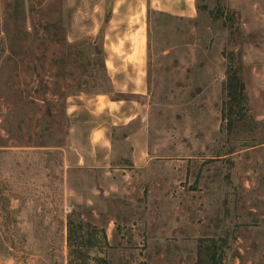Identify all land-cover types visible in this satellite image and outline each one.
Returning <instances> with one entry per match:
<instances>
[{
  "label": "rangeland",
  "instance_id": "1",
  "mask_svg": "<svg viewBox=\"0 0 264 264\" xmlns=\"http://www.w3.org/2000/svg\"><path fill=\"white\" fill-rule=\"evenodd\" d=\"M3 30L49 104L0 98V264H264V0H0Z\"/></svg>",
  "mask_w": 264,
  "mask_h": 264
},
{
  "label": "trees",
  "instance_id": "2",
  "mask_svg": "<svg viewBox=\"0 0 264 264\" xmlns=\"http://www.w3.org/2000/svg\"><path fill=\"white\" fill-rule=\"evenodd\" d=\"M25 0H23V6H24ZM20 7V6H19ZM18 7V8H19ZM200 4H198L197 9L201 10ZM163 15V13H160ZM19 14L15 12L14 18H18ZM22 18V17H21ZM48 33H50L48 28H45ZM3 33H0V98L3 99L5 97V93L11 92L12 94H8L10 98H8V103L10 105H14L16 110L20 113L22 116H27V112L29 111L28 105L33 104V107L38 110H40V102L49 104L48 99L46 96H43L42 93H40L39 90H36V93L42 94L40 97H34L31 92L23 91L15 86L19 83L20 80V73H19V66H20V59L21 55L20 53L16 50L17 47H19V43H21L24 39L23 35L27 32H18L15 33L14 35L9 31V30H3ZM26 37V36H25ZM60 94V97L65 98L67 94L64 93H58ZM4 96V97H3ZM44 97V98H43ZM14 108V110H15ZM36 112V111H35ZM47 116L51 118V120H55L56 118L60 119H67V114L66 110L63 108L56 110V113H53V110H50L47 112ZM57 122V125H61V122ZM51 125H47L44 128L43 135L41 137L44 138V142L42 143L43 145H39L36 147H45V148H54L57 151H62L64 147L66 146V135L68 133H65L64 135L62 134H54L52 133L49 136V140L47 138V132H52ZM60 132V131H59ZM52 140L53 142H50ZM7 147V145H4L2 142H0V148ZM70 230L71 227L77 226L75 224V221L72 220L70 217ZM80 224L78 223V230L77 232L79 233V236L83 238L82 233H81V228L79 226ZM77 238L74 240L71 237V232H70V248L73 246H78L75 245L74 243L78 241H75ZM83 243V239H81L79 244ZM85 263V262H84Z\"/></svg>",
  "mask_w": 264,
  "mask_h": 264
},
{
  "label": "crops",
  "instance_id": "3",
  "mask_svg": "<svg viewBox=\"0 0 264 264\" xmlns=\"http://www.w3.org/2000/svg\"><path fill=\"white\" fill-rule=\"evenodd\" d=\"M97 134L99 135V139L103 138L104 135H105L104 132H103V130L98 131ZM95 143H97V142H95Z\"/></svg>",
  "mask_w": 264,
  "mask_h": 264
}]
</instances>
